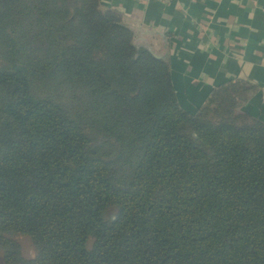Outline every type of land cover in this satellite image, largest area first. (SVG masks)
Here are the masks:
<instances>
[{"label":"trees","instance_id":"1","mask_svg":"<svg viewBox=\"0 0 264 264\" xmlns=\"http://www.w3.org/2000/svg\"><path fill=\"white\" fill-rule=\"evenodd\" d=\"M170 52L101 0H0L4 264H264L259 87L192 113Z\"/></svg>","mask_w":264,"mask_h":264},{"label":"crops","instance_id":"2","mask_svg":"<svg viewBox=\"0 0 264 264\" xmlns=\"http://www.w3.org/2000/svg\"><path fill=\"white\" fill-rule=\"evenodd\" d=\"M137 41L168 54L180 104L194 113L211 90L244 79L259 89L242 110L264 121V0H101Z\"/></svg>","mask_w":264,"mask_h":264},{"label":"rangeland","instance_id":"3","mask_svg":"<svg viewBox=\"0 0 264 264\" xmlns=\"http://www.w3.org/2000/svg\"><path fill=\"white\" fill-rule=\"evenodd\" d=\"M20 242L22 244L24 255L27 257H32L34 255V248L31 244L29 238L27 236H21ZM0 264H4L2 257L0 259Z\"/></svg>","mask_w":264,"mask_h":264},{"label":"built area","instance_id":"4","mask_svg":"<svg viewBox=\"0 0 264 264\" xmlns=\"http://www.w3.org/2000/svg\"><path fill=\"white\" fill-rule=\"evenodd\" d=\"M146 1H149V0H146Z\"/></svg>","mask_w":264,"mask_h":264}]
</instances>
